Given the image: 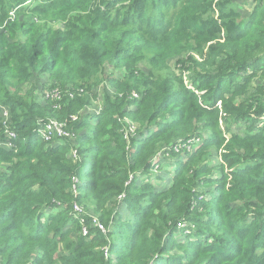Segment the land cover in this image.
<instances>
[{"label": "trees", "instance_id": "trees-1", "mask_svg": "<svg viewBox=\"0 0 264 264\" xmlns=\"http://www.w3.org/2000/svg\"><path fill=\"white\" fill-rule=\"evenodd\" d=\"M28 1L0 0V103L8 109L11 129L17 135L16 151L0 146V258H7L4 264H22L21 257L27 264H149L160 255H168L174 246H184L169 238L153 251L147 250L161 234L151 223L155 232L149 236L144 223L154 214L150 213L151 206L143 204L146 200L156 201L160 194L151 190L142 195L140 189L127 185L128 174L154 167L151 159L161 148L170 145L159 156L169 158V150L188 142L199 131L227 124L216 104L221 98L218 92L225 78L238 74L235 119L250 122L246 134L234 135L233 128L223 137L215 132L188 162L181 163L172 175L177 184L190 173L186 179L190 185L183 188L185 191L165 192L162 213L169 218V224L163 227L161 236L173 235L181 221L212 226L208 217L198 216L197 208L191 210V205L196 206L193 202L198 197L193 189L202 186L213 160L200 167L190 160L211 155L210 150L219 147L223 138L241 144L246 141L234 151L238 157L243 156L240 151L247 152L243 159L226 161L241 186L234 218L230 219L231 208L219 214L220 219L229 220L231 237L210 234L206 243L187 248L192 253H212L210 263L264 264V78L258 77V72L264 71V0H100L98 4L97 0H36L40 3L33 8H29ZM121 1H129L126 11ZM233 2L242 10L250 3L253 8L245 20L235 9V28L230 29L231 36L220 39L218 35L230 22H200L201 12ZM171 7L175 10L164 26V16L171 13ZM48 19L64 24L55 27L42 23ZM189 24L193 25L187 27ZM224 46H235V51L225 53ZM207 55L211 63H207ZM169 58H179V75L175 77L167 74V67L162 76L156 72L145 74L139 68L142 63L156 71V60L166 66ZM259 62L263 63L257 67ZM108 69L123 72L122 79L107 80L117 93L124 94L112 100L106 97L100 115L86 119L95 127L90 132L77 133L87 124L71 122L69 117L94 102L95 80ZM199 70L206 75H200ZM189 72L191 75H187ZM41 76L48 79V91L56 88L73 93L82 89L83 93L73 99L66 97L56 107L52 100L21 90ZM138 92L139 99L127 98ZM132 106L136 109L125 111ZM124 116L141 126L138 134L143 135L146 129L148 137L134 139L136 147L130 155L120 150L100 155L95 143L110 134L107 126L114 130L113 138L125 146L123 133L115 132L121 129L119 119ZM52 119L67 121L71 138L52 145L43 143L38 129ZM81 143L87 146L81 147ZM73 149H77L76 163L71 158ZM159 157H154V162ZM116 158H121V163L115 162ZM109 159H113L111 166ZM75 176L83 179L79 187L82 193L75 200L89 201L99 212L101 224L114 215L107 205L120 197H124L126 212L133 220L126 221L122 233V225L117 224L105 234L94 232L91 239L72 241L60 253L56 242L67 240L64 229L72 210L73 194L69 191ZM47 210L56 211L39 223ZM124 218L120 216V222ZM109 221L103 224L109 227ZM220 222H216L217 226ZM154 255L157 257L153 259ZM181 261L170 256L159 259L158 264H187Z\"/></svg>", "mask_w": 264, "mask_h": 264}, {"label": "rangeland", "instance_id": "rangeland-1", "mask_svg": "<svg viewBox=\"0 0 264 264\" xmlns=\"http://www.w3.org/2000/svg\"><path fill=\"white\" fill-rule=\"evenodd\" d=\"M99 1L100 0H97L96 4H98ZM38 3H40V1L29 0L27 2V4L30 5L29 8H33ZM119 4H121L124 11H126V8H128L130 3L129 1H121L119 2ZM235 9H238V12L239 11L241 12L244 20L247 19L248 17L247 13L244 14L242 8L239 6H235V2H233L231 4L225 5L224 8H217L215 10L211 8L209 10L201 12L202 17L200 18L199 21L200 22L205 21V22L210 23V22H214L217 19V24H220V23L225 24V23L230 22V25L224 27L223 30L221 31V34L218 35L220 39H224L226 36H231L230 29L233 30L235 28ZM245 9L247 12L248 8H245ZM173 10H175V8L171 7V9L169 10L171 11V13L165 14L164 18H166V20H165V24H163L164 26L169 20L170 15L172 14ZM219 17H222V18H219ZM52 21H53L52 19H48V20L42 21V23H48L49 26H55V27H58L60 25L58 23L64 24V22L53 23ZM192 25L193 24H189L187 27H191ZM138 38L143 43L144 39L141 38L140 36H138ZM234 51H235V46H224L223 48V52L225 53L232 54ZM205 58L207 60V63H211L210 59L208 58V55ZM178 59L179 58L167 59L166 66L162 64L161 60H156L155 67L158 66L156 68V71L153 67L145 66L142 63L139 65V68L145 74H148L150 72L152 73L156 72L157 75L162 76L164 75L165 68L167 67V74H170L172 77H175L176 75H179L178 74L179 69H178V66L176 65V61H178ZM262 63L263 62L256 63L257 67H260ZM180 64L182 65L181 61H180ZM107 71L108 72H106L104 75H99L95 80V83H94L95 86L92 88V91H93L92 95L95 96V100L93 99L94 102L90 104L87 108L82 109L78 111L75 115H73L74 117H77V120L74 123H76L77 121L79 122L84 121L87 124L83 130L77 131V133L82 134V133L90 132L95 127L94 125L89 124V122H87L88 120L86 119L87 118L89 119L90 117H92V114H93L92 112H94L95 110L100 111L99 112V115H100L101 111L104 108V105H105L104 100L106 97L112 100L115 98L116 95H118L119 97H122V95L124 94V92L117 93L113 89L112 85H110L107 80L109 77H115L118 79H122L123 72L120 71L119 69L117 70L108 69ZM183 71L185 70L183 69ZM198 73L200 75H206V72H204L203 70H199ZM187 75H191V73L189 72ZM238 76L239 74L234 75V76H228L227 78H225L218 92L221 98L216 104L219 105L220 110H221V116L223 117V120L227 122V124L217 126L213 128V130H208V132H206L205 130L199 131L196 134V136L192 137L191 140H189L188 142L185 141L179 147L169 150L168 151L169 158L162 157V156L159 157V156L162 153H165L170 148V145L169 147L167 146L163 150L161 148V150L158 151V153H156L154 156V157H159L158 160H155L154 162L155 158L153 157V159H151V162L154 167H152L149 170L142 169V171H140L139 173L130 172L128 174L129 180H128L127 185L130 184L129 186H135L134 188L140 189L142 195L144 196L148 195L151 190L154 194H160L159 198L156 199V201L146 200L143 204V206H151L150 213L153 211V214H154L151 218H147L144 223L146 225L145 229L148 231L149 236L153 235V233L155 232V228H159L158 233L162 235L163 227L169 224V218L167 216H164V214L162 213L163 211H165V207H164L165 192L170 189H176V190L181 189L182 191H185L183 190V188L185 189L190 185V184H187L186 182V179L190 178V173L187 174L186 178L178 180L177 184L175 181V177H173L172 175L174 174V172L178 170V168H180L181 163H183L184 165L186 162H188V160L194 156L196 149L204 145L206 141L209 140L215 132L219 134L220 136H222L229 129L233 128L234 135L235 133L241 136L246 134L247 126H249L250 122H247L244 120L241 122L238 119H235V84L236 85L238 84L237 82ZM258 77L264 78V71H259ZM47 81L48 79L46 76L36 77L31 82V84L30 83L26 84L27 86H23L21 90L28 94L36 95L37 97L42 99L44 95L48 92L47 90L48 87L45 84ZM200 81L202 80L199 79V82ZM256 82L258 83L259 81L256 80ZM212 91H214V87L212 88ZM135 94L137 95V98H133V99H139L140 92L135 93ZM0 106L5 107L1 105V103H0ZM128 109L133 110L136 108L132 106V107L126 108L125 111L129 112ZM119 121L121 124V129L115 130V132L120 133V134L123 133V139L125 140V146L124 144H121L120 142H118L117 140L113 138V135L111 133L114 130L112 129V127L107 126L106 131L107 133H110V134L103 135L95 143V145L98 146L100 155L108 154V152H111L113 150H120L124 154L127 153V155H130V153H132L136 147L132 143V141L138 138L139 139L142 138V140H144L148 137L146 129L143 130V135L138 134L140 129H141L140 131H142V128L139 124L133 122L131 118L124 116V118L119 119ZM260 125H263L262 121H260ZM133 128L135 129L134 132L130 133L131 129ZM201 128H202V125H201ZM77 133L75 134L77 135ZM152 133L153 132H151L149 135H151ZM0 135H1V132H0ZM223 139L225 140L222 141L219 147L213 148L210 150L211 155L206 154L202 160H198V161L190 160L191 164L197 167H200L203 162H208L210 159L213 160L212 165L209 167V172L204 178L202 186L194 187L193 189V192L196 193L198 197H197V200L193 202V204L196 203V206L191 205V210H194L193 208L196 207L198 211V216L208 217V221L212 223V226L202 227V226H195L191 224L189 225L185 221L178 222L175 228L176 232L173 233V235L167 238V234L165 233L163 235V239L161 235H160L161 238L159 239L154 238L152 242L147 246L148 247L147 250L153 251L155 247H157L159 244H163V242H167L169 238L171 239L170 241H173L176 244H182L184 246H174L172 248L173 250L166 256L160 255L159 257H157L156 255H154L153 259L155 257L157 258H155V260L149 261V264H158L159 259L162 260L163 258L170 257V256L180 258L182 260L181 262L186 261L187 264H226L222 261H215V260L213 261V263H210V261L214 257L212 253L203 254L201 251L199 252L194 251V253H192V251L189 248H187V246H193L199 243H206V240L210 234H215L216 237L218 238L228 239L231 237V236H228L230 233V227H229V222H228L229 220L220 219L219 214L231 208V210L229 211V213H231L230 219L234 218L236 201H237L239 192L241 191L240 190L241 186L240 184L238 185V182H236L234 176L229 172V168H228L226 161L227 159H230V158L243 159V157L246 155L247 152L240 151V153L243 154V156L241 157H238L234 153L235 149L239 148L241 145L242 146L245 145L246 141L241 144L235 141V139L227 141V142H226V138H223ZM80 146L86 147L87 145L86 143H81ZM72 160L75 161V159L73 158ZM112 160L113 159L108 160L109 166L112 165ZM115 160H116L115 162L121 163V158H116ZM77 178L79 181L78 185L75 187V190L77 192L74 191V186L76 182L74 183V185L71 184L72 188L70 187V191H69V192H72L73 194L72 201L77 202V204L84 211L85 215L92 216L93 218L96 217L100 221L99 212L98 213L95 212L93 206L91 205L89 201L87 200L83 201L81 199L78 201L75 200L74 194L76 193V197H77L81 195L82 193L80 192L79 187L80 185L82 186L83 179L79 177ZM129 190H130V193H132L131 187ZM119 202L122 204L119 205ZM127 208L128 206H127V203L124 201V197L118 198L117 201H115L114 203L112 202L111 205L110 204L107 205L106 209L109 212L111 210H114V215L110 217H106L104 219L103 223H106V221L110 219L109 227H106V225L102 223L106 231L105 233H107V230L109 228L111 227L113 228L117 224L122 225L121 231L119 233L124 232L123 228L125 227L126 221L130 223L133 220V216L130 214V212L129 214L126 212L128 210ZM52 211H56V210H47L44 214V217L39 220V223L40 222L43 223L45 220L49 219L50 217L49 214ZM123 215L125 218L124 220H121L122 222H120V216H123ZM58 220L59 218L55 220L54 224ZM205 220L207 219L204 218L203 222H205ZM219 221L221 222L219 223V226H217L216 222H219ZM151 223L155 228H152V226H150ZM179 223H181L180 226H178ZM79 225H80L79 221L74 220L71 214H69L67 226L64 229L67 240L63 243H60L59 242L60 240L56 242L59 245L60 253H62L61 251L65 247L69 246L70 243H73L72 241L79 240V238L81 237ZM241 225L247 226L248 224H245V222H242ZM113 231H115L114 233H116L118 230H113ZM257 253H260V250H257ZM157 255H159V253ZM20 261H22L21 262L22 264H27L25 260L22 259V257ZM6 262H7L6 257L0 258V264H4ZM241 264H245V262L242 261Z\"/></svg>", "mask_w": 264, "mask_h": 264}, {"label": "built area", "instance_id": "built-area-1", "mask_svg": "<svg viewBox=\"0 0 264 264\" xmlns=\"http://www.w3.org/2000/svg\"><path fill=\"white\" fill-rule=\"evenodd\" d=\"M77 93H83L82 89H79L78 91H75L71 93L68 90L60 91L59 89H52L49 90L45 95V100H52L54 104L58 105V103L63 101L66 97L69 99H73V97ZM127 98L129 100H132L133 98H137V95L135 93H132L131 95H128ZM59 109V108H58ZM77 120V117L70 116L69 121L75 122ZM0 126L2 127V133L0 135V146L3 147L6 150H17L16 147V140L17 135L16 133L11 129L12 126V120L11 116L9 114V111L6 107L0 106ZM134 128L131 129L130 133L134 132ZM38 134L43 141V143L47 145H52L56 141H62V140H68L71 138L72 133L68 130V122L67 121H58V120H49L47 123L41 125L38 129ZM57 145V144H56ZM72 158L75 159V163L78 161L77 151L76 149L71 150ZM76 182L74 186L78 185V178L75 176L72 178V184ZM77 192V191H76ZM76 198V193L74 194ZM121 198V197H120ZM71 216L74 220L79 221L80 223V235L83 238L91 239L93 237L94 232H100L102 234H105V229L101 222L95 217L85 215L82 208L77 204V202H73L71 204ZM181 223L178 225L180 226Z\"/></svg>", "mask_w": 264, "mask_h": 264}, {"label": "crops", "instance_id": "crops-1", "mask_svg": "<svg viewBox=\"0 0 264 264\" xmlns=\"http://www.w3.org/2000/svg\"><path fill=\"white\" fill-rule=\"evenodd\" d=\"M248 6H249V7H248ZM248 6L245 7V8H248V11H247V12H246V9H245V8L243 9L244 14L247 13V15L250 14V12H251V8H253V4L250 3ZM250 6H251V7H250ZM99 110H100V109H99ZM99 112H100V111L95 110L94 112H92V113H93L92 116H93V115H97V114H99Z\"/></svg>", "mask_w": 264, "mask_h": 264}]
</instances>
